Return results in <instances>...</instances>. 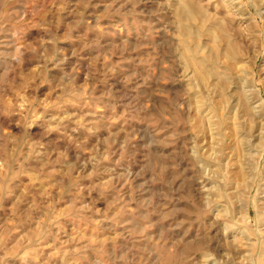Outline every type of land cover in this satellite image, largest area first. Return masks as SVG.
<instances>
[{
  "label": "rangeland",
  "instance_id": "rangeland-1",
  "mask_svg": "<svg viewBox=\"0 0 264 264\" xmlns=\"http://www.w3.org/2000/svg\"><path fill=\"white\" fill-rule=\"evenodd\" d=\"M0 264H264V0H0Z\"/></svg>",
  "mask_w": 264,
  "mask_h": 264
},
{
  "label": "bare ground",
  "instance_id": "bare-ground-1",
  "mask_svg": "<svg viewBox=\"0 0 264 264\" xmlns=\"http://www.w3.org/2000/svg\"><path fill=\"white\" fill-rule=\"evenodd\" d=\"M186 7V6H185ZM184 9V8H183ZM190 9V8H189ZM185 12V11H184ZM182 14V13H181ZM204 18V17H203Z\"/></svg>",
  "mask_w": 264,
  "mask_h": 264
}]
</instances>
